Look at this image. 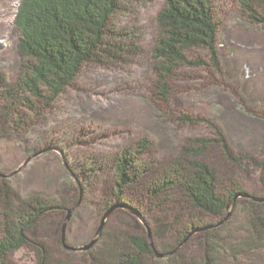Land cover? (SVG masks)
I'll return each instance as SVG.
<instances>
[{
  "label": "rangeland",
  "instance_id": "obj_1",
  "mask_svg": "<svg viewBox=\"0 0 264 264\" xmlns=\"http://www.w3.org/2000/svg\"><path fill=\"white\" fill-rule=\"evenodd\" d=\"M215 1L218 69L206 51L193 50L187 54L189 61L201 58L207 66H179L168 81V100L158 97L153 51L166 0H143L116 16V32L127 52L107 65H86L44 116L32 117L22 136L0 141V172L9 174L8 182L22 198L40 196L67 207L39 220L30 233L31 245L14 252L11 264H40V244L70 264H101L95 258L104 256L102 238L107 243L116 238L126 247L128 235L143 236L155 246L145 264H204L207 235H184L194 220L213 219L194 212L179 189L162 199L149 195L148 186L182 157L191 140L217 139V131L244 160L231 163L218 144H211L201 160L218 170L220 183L229 189L264 195V25L251 21L239 0ZM19 2L0 0V73L12 79L21 67L15 26ZM184 115L201 121L182 122ZM144 140L148 150L139 159L152 164L147 185L142 181L123 187L127 205H117L119 180L110 165H117L124 153L136 154ZM107 205H112L109 210ZM247 205L232 208L209 232L225 240L224 250L210 253L217 264H264V247L245 248L251 236ZM108 213L93 253L64 247L65 225L67 244L82 247L97 238ZM171 247L175 251L162 256Z\"/></svg>",
  "mask_w": 264,
  "mask_h": 264
},
{
  "label": "trees",
  "instance_id": "obj_2",
  "mask_svg": "<svg viewBox=\"0 0 264 264\" xmlns=\"http://www.w3.org/2000/svg\"><path fill=\"white\" fill-rule=\"evenodd\" d=\"M140 1L143 0H20L15 26L19 31L17 52L21 67L16 79L0 73V141L22 136L32 117L44 116L86 65H107L127 52L124 42L120 41L121 33L116 32L119 24L116 16L128 12ZM239 1L251 21L264 25V0ZM157 20L160 31L153 51L158 76L157 95L167 101L172 92L168 81L179 66H207L201 58L189 61V52L206 51L211 65L219 68L216 1L166 0ZM179 119L193 124L201 121L189 115ZM216 134L217 139L191 140L183 148L182 157L148 186L149 195L162 199L169 191L179 189L182 199L194 212L213 219L212 222L201 217L194 220L192 229L184 235L185 238L192 232L207 235L209 243L204 264H217L210 253L219 254L226 246L225 240L210 236L209 232L225 221L227 212L241 205L249 204L251 214V236L244 243L245 248L264 247V195L250 193L241 187L229 189L220 183L218 170L201 160L211 144L220 145L226 159L233 164L244 160L232 153L219 131ZM147 150L144 140L136 154L124 153L117 158V165H110L119 180L117 205H127V198L121 196L123 187H134L146 181L152 164L139 157L144 158ZM95 164L101 165L99 161ZM88 170L94 172L92 168ZM8 175L0 172V264H11L9 257L14 252L31 245L30 233L43 216L67 208L56 200L40 196L22 198L8 182ZM111 206L107 205L106 209ZM127 239L129 243L125 247L116 238L107 243L103 237L104 256L95 260L101 264H145L146 256L156 252L155 246L143 236L128 235ZM100 243L101 240L97 241L88 251L93 253ZM175 249L164 250L162 256L170 255ZM38 254L40 264H70L55 257L43 244L39 245Z\"/></svg>",
  "mask_w": 264,
  "mask_h": 264
},
{
  "label": "water",
  "instance_id": "obj_3",
  "mask_svg": "<svg viewBox=\"0 0 264 264\" xmlns=\"http://www.w3.org/2000/svg\"><path fill=\"white\" fill-rule=\"evenodd\" d=\"M70 213H71V211H69L68 219L70 218ZM108 215H109V213L106 214V216H105V218H104V220H103V222H102V224H101V226H100V228L98 230L97 238L95 240H93L91 243H89V244H87L85 246H82V247H74V246H70L69 244H67V239H66V234H65L66 225H65L64 228H63V233H62V242H63L64 247L66 249H68V250H71V251H77V250L87 251V250H90L97 243L99 237H101V235L103 233V230H104V227H105V219L108 217Z\"/></svg>",
  "mask_w": 264,
  "mask_h": 264
}]
</instances>
